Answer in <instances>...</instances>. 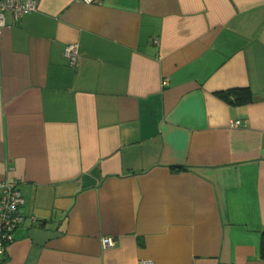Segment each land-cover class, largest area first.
<instances>
[{"label": "crops", "instance_id": "0c3cea01", "mask_svg": "<svg viewBox=\"0 0 264 264\" xmlns=\"http://www.w3.org/2000/svg\"><path fill=\"white\" fill-rule=\"evenodd\" d=\"M34 1L0 28L5 264H264V0Z\"/></svg>", "mask_w": 264, "mask_h": 264}, {"label": "built area", "instance_id": "2783aa9c", "mask_svg": "<svg viewBox=\"0 0 264 264\" xmlns=\"http://www.w3.org/2000/svg\"><path fill=\"white\" fill-rule=\"evenodd\" d=\"M84 4L99 3L101 0H80ZM36 10L34 0H0V28L5 25V15L11 13L15 20L23 17L27 13ZM65 56L70 65H75L78 58V44L70 43L65 47ZM240 124L239 120L231 121L230 126L236 127ZM23 198L21 197L18 185L14 181H3L0 183V258H4L1 264H5L6 255L10 245L13 243V233L21 225L25 216L22 211ZM111 237H104L101 246L111 248L114 246ZM139 264H154L152 260L142 259Z\"/></svg>", "mask_w": 264, "mask_h": 264}, {"label": "trees", "instance_id": "16d2710c", "mask_svg": "<svg viewBox=\"0 0 264 264\" xmlns=\"http://www.w3.org/2000/svg\"><path fill=\"white\" fill-rule=\"evenodd\" d=\"M220 95L227 100L230 99L232 103H244L250 100V93L248 90H232L225 93H221ZM260 255L261 258L264 259V232L261 233Z\"/></svg>", "mask_w": 264, "mask_h": 264}]
</instances>
